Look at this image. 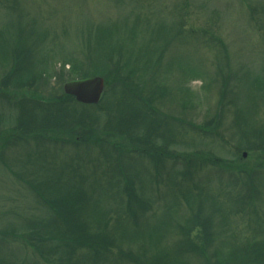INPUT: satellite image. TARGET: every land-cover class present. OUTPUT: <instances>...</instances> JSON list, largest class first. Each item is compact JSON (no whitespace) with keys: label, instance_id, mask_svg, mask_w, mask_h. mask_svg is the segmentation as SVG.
Instances as JSON below:
<instances>
[{"label":"rangeland","instance_id":"obj_1","mask_svg":"<svg viewBox=\"0 0 264 264\" xmlns=\"http://www.w3.org/2000/svg\"><path fill=\"white\" fill-rule=\"evenodd\" d=\"M0 264H264V0H0Z\"/></svg>","mask_w":264,"mask_h":264},{"label":"water","instance_id":"obj_2","mask_svg":"<svg viewBox=\"0 0 264 264\" xmlns=\"http://www.w3.org/2000/svg\"><path fill=\"white\" fill-rule=\"evenodd\" d=\"M105 87L102 77H87L70 80L64 84L65 92L74 96L79 102L93 104L99 102Z\"/></svg>","mask_w":264,"mask_h":264}]
</instances>
